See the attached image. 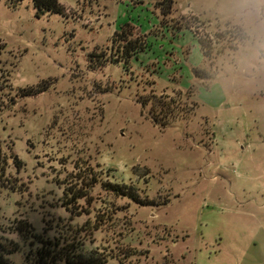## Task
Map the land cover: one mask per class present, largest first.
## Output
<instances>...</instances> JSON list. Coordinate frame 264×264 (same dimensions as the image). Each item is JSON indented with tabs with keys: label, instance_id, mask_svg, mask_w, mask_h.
I'll list each match as a JSON object with an SVG mask.
<instances>
[{
	"label": "rangeland",
	"instance_id": "374dc122",
	"mask_svg": "<svg viewBox=\"0 0 264 264\" xmlns=\"http://www.w3.org/2000/svg\"><path fill=\"white\" fill-rule=\"evenodd\" d=\"M59 2L63 14L40 15L33 0H0L9 260L33 264L17 230L29 224L51 237L81 228L85 252L115 256L106 264H264V0ZM123 32L139 46L128 64ZM88 166L150 205L96 187L91 214L72 216L63 188Z\"/></svg>",
	"mask_w": 264,
	"mask_h": 264
},
{
	"label": "trees",
	"instance_id": "16d2710c",
	"mask_svg": "<svg viewBox=\"0 0 264 264\" xmlns=\"http://www.w3.org/2000/svg\"><path fill=\"white\" fill-rule=\"evenodd\" d=\"M23 0H12L13 4L20 3ZM167 1V7H170V3ZM34 7L37 9L38 14L44 13H64V7L60 4L59 0H33ZM242 29L239 30V35L237 39H247V35L244 34ZM126 33L123 32L121 35L123 39L126 37ZM196 34V30H195ZM129 36L132 35L129 33ZM240 37V38H239ZM126 40V46L123 50V61L128 64L129 60L133 56L131 51H134L136 48L137 40L132 42L131 40ZM144 41V39H143ZM198 42L200 44L203 55L209 59L210 53L207 49V44L201 38H198ZM140 44V43H139ZM141 46V45H140ZM233 51L238 49L237 45L231 47ZM102 58V62L105 59ZM121 60H116L119 62ZM195 76L201 79H207L210 76L208 73L196 69ZM40 91V90H37ZM33 93V89H28L24 91V94ZM152 97H156V95H152ZM160 97L168 98V95H161ZM151 102V100L142 102V106H146ZM170 103L175 104V100L171 99L170 102H164L163 104L157 105L159 113L161 117H169L167 114V110H170ZM154 104V103H153ZM175 107V105H171ZM175 109V108H173ZM155 110V111H156ZM151 115V114H150ZM153 122L155 124H159L161 127L165 128L168 126V123L163 121L162 123H157L158 121L153 118ZM165 120V119H164ZM90 173H83L82 175L73 176L71 182L65 183V187L63 188L62 194V205L66 209V211L72 216L79 217L84 214H91L93 210V204L95 202V198L93 197V192L96 187H99L103 192L107 194L114 195L118 198L127 199L135 204L140 205H150L146 199L141 200L140 197V189L133 184H125V183H112L109 181H104L100 174H97L91 166H88ZM84 202L87 206L84 208L81 203ZM89 208V210L87 209ZM90 209H92L90 211ZM102 222V221H101ZM29 224H25V226L18 228L17 230L24 236L26 239L31 238L30 244L35 245V249L31 252L33 254V264H106L108 262L109 257L114 258L115 256H107L104 252L94 249L88 252H85L82 249V238L76 237V234L80 233L77 228L65 230L62 233H57V235L49 236L47 233L43 234H31ZM98 230L97 227L94 228ZM29 235V236H27ZM18 250L17 244L10 239L0 237V264H13L9 258L8 254L15 252Z\"/></svg>",
	"mask_w": 264,
	"mask_h": 264
}]
</instances>
